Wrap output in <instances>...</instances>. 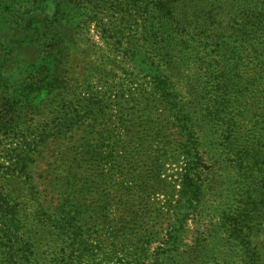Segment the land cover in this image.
Returning a JSON list of instances; mask_svg holds the SVG:
<instances>
[{
	"label": "trees",
	"instance_id": "trees-1",
	"mask_svg": "<svg viewBox=\"0 0 264 264\" xmlns=\"http://www.w3.org/2000/svg\"><path fill=\"white\" fill-rule=\"evenodd\" d=\"M93 26L148 79L138 89L149 95L148 119L133 131V152L122 149L121 132L111 127L107 98L75 80L71 57ZM121 86L119 102L132 101L137 92ZM143 96L133 100L143 104ZM263 101L264 0H0V136L22 134L23 152L32 140H76L62 156L68 195L54 214L30 186L40 241L24 224L21 205L0 186V227L10 246L0 264L15 261L16 246L22 264L216 261L207 240L214 231L188 242L189 218L207 194L228 205L238 191L221 172L226 150L239 148L235 161L244 175L262 163L264 152L255 144L239 147V135ZM45 117L50 125L26 129ZM88 119L98 138L78 141L75 134ZM255 122L264 124V116ZM10 156L8 171L32 181L26 160ZM205 157L216 158L220 168L203 170ZM135 158L147 161L145 172L137 170ZM169 161L185 164L171 182L181 187L176 206L165 176ZM262 172L253 188L257 196L251 191L246 213H235L233 229L227 228L242 264H264L261 249L243 238L258 199L264 207ZM83 176L99 188L91 199ZM158 204L163 207L156 209ZM41 239L58 245L52 257Z\"/></svg>",
	"mask_w": 264,
	"mask_h": 264
},
{
	"label": "rangeland",
	"instance_id": "rangeland-1",
	"mask_svg": "<svg viewBox=\"0 0 264 264\" xmlns=\"http://www.w3.org/2000/svg\"><path fill=\"white\" fill-rule=\"evenodd\" d=\"M71 67L74 69L75 80L80 85H85L93 91L101 92L102 96L107 98L106 106L109 107V111H111V115L115 120V124H112L111 127L115 132H121L119 141L121 142L122 149L133 152L137 147L135 143L137 137L133 131L135 129H143L148 119L149 95L139 92V85L148 82V79L139 73L137 65L126 58L121 50H117L111 43L104 41L94 26L88 30L79 49L72 55ZM121 85L129 89L133 87V91L137 92V95L134 96L136 99L144 95L141 98L143 104H139L138 101L136 103L133 100L134 98L131 101L127 97H123L119 102L117 95L118 90L122 88ZM259 107L253 114L254 116H258V119L264 116V101ZM256 119H254V122H246L242 125L243 127L239 135V139H241L239 147H243L244 145L247 147L255 144L258 146V149L264 152V124L255 122ZM50 121L51 118L49 117H45L43 120L36 119V121H31L26 129L30 127V130L36 131L37 127L42 128L50 125ZM103 127L99 126L96 132L100 133V129H103ZM75 137L78 141L87 138H98V135L93 133L91 119H88L83 124L80 131L76 132ZM74 141L71 142V138L65 141L48 139L44 142H33L32 140V146L26 145L27 150L23 152V147L25 146L22 143V134L16 135L15 133H9V135L0 136V186H3L6 191L11 193L21 205L20 208L24 224L27 226L28 231L34 232L35 238L39 241L42 234L36 227L35 213L37 206L34 204L31 198L32 196H30L32 191L30 186L34 185L36 187L38 194L42 197V202L46 205L48 213L54 214L55 210L60 206L61 201L68 195L65 178L67 175L66 162H63L62 156L72 147ZM238 150L239 148L236 147L226 150L222 156V160L225 161L221 165V172L227 174L228 178L226 180L228 183L235 190H238L233 191L230 204L222 205V201L217 196L209 193L207 194L205 204L190 215L189 218L188 242L193 238H202L205 240L206 230L214 231L207 235L213 257H217V260L211 262V264H242L243 261L240 253H238L239 256L232 253L234 249L232 245H229V241L235 240L236 236H231V232L227 228L233 229L235 213H246V201L248 197H251V191H253V195L257 196L258 192L253 190V188L256 187V181L258 180L259 183L262 179L264 158L261 164L255 166L252 174L244 175V166L235 161V153ZM10 154L15 157V160H21V162L26 160L29 166L26 171L32 175V181L30 178L21 177L20 173L8 171V166L11 164L9 160L11 158V156L9 157ZM205 159L203 170L206 172L216 171L220 168V164L216 166V158L205 157ZM134 162H136L135 167L137 170L139 169L141 172L146 171L147 161L145 159L137 161L135 158ZM179 162L175 164L173 161H169L166 165L167 172L165 176L168 179L170 191H174V201L171 200L174 206L181 199L179 192L181 187L178 182L176 189H174L171 182L175 185L173 180L175 174L178 173L177 171L182 173L185 167L182 161ZM246 163L247 160H245ZM80 182L86 186V192L89 193L87 195L88 198L91 197V192L99 191L98 187L89 184L85 176L81 177ZM255 196L253 198H257ZM160 200L164 201L165 206L169 205L167 196L162 195ZM257 203L260 204L258 207L264 209L259 199ZM257 203L251 209V216L247 220L249 225L246 228L251 227V229L243 235V238L253 240L255 245L258 246L255 249L257 251L261 249L264 253V217H262L263 213L260 208H257ZM156 207H158L156 209H159V207L161 208L163 206L158 204ZM204 240L201 244H206ZM41 241L46 244L44 251H47L48 256L52 257L58 245L54 241L50 242L46 239H41ZM8 245V239L7 237L5 238L0 227V255L5 256L4 252L10 248ZM236 251L240 252L235 247ZM21 252V248L16 246L13 253L15 261L11 264H22ZM205 260L200 258L198 264H203Z\"/></svg>",
	"mask_w": 264,
	"mask_h": 264
}]
</instances>
